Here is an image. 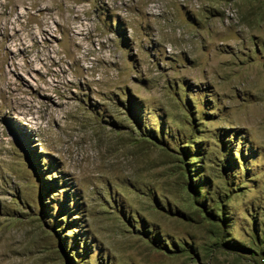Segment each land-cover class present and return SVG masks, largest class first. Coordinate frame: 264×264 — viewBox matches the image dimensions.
<instances>
[{
  "label": "rangeland",
  "instance_id": "1",
  "mask_svg": "<svg viewBox=\"0 0 264 264\" xmlns=\"http://www.w3.org/2000/svg\"><path fill=\"white\" fill-rule=\"evenodd\" d=\"M0 264H264V0H0Z\"/></svg>",
  "mask_w": 264,
  "mask_h": 264
},
{
  "label": "bare ground",
  "instance_id": "2",
  "mask_svg": "<svg viewBox=\"0 0 264 264\" xmlns=\"http://www.w3.org/2000/svg\"><path fill=\"white\" fill-rule=\"evenodd\" d=\"M258 79H259V78H258ZM256 81H257V79H255V78L253 77V80H250L249 83H256Z\"/></svg>",
  "mask_w": 264,
  "mask_h": 264
}]
</instances>
